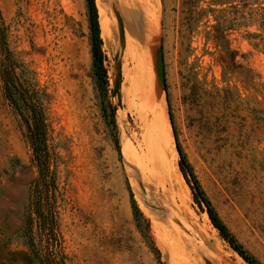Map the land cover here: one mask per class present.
<instances>
[{"label":"rangeland","instance_id":"1","mask_svg":"<svg viewBox=\"0 0 264 264\" xmlns=\"http://www.w3.org/2000/svg\"><path fill=\"white\" fill-rule=\"evenodd\" d=\"M96 6L103 92L86 0H0V62L43 94L58 158L61 245L38 237L37 249L50 264H249L195 202L178 167L171 108L214 208L264 264V0ZM37 175L0 79V264H43L20 235Z\"/></svg>","mask_w":264,"mask_h":264},{"label":"trees","instance_id":"2","mask_svg":"<svg viewBox=\"0 0 264 264\" xmlns=\"http://www.w3.org/2000/svg\"><path fill=\"white\" fill-rule=\"evenodd\" d=\"M86 2L91 32L93 69L99 88L103 92L107 91L108 75L104 66L105 56L102 50L103 40L101 37L98 8L96 6V0H86ZM3 49L7 51L5 37L3 38L2 44L0 42V51ZM16 69L17 66L15 64L7 65L1 61L0 79L3 82L5 99L13 107L21 121V127L24 130L26 140L32 151V163L38 173L31 185L28 203L23 209L25 226L20 235L27 241L35 259L42 260L43 264H50L48 257L43 256L36 245L38 237L42 241L55 242L61 245L57 215L58 183L56 168L58 158L50 144L51 128L43 105V94L36 86H33V88L28 87L23 80V73L21 75L17 74ZM111 116L113 126L116 128L115 112L112 107ZM169 116L173 128L176 149L179 154L178 167L192 191L195 202L201 208L205 206L213 226L235 252L249 264H262L256 257L245 250L214 208L182 148L171 108L169 109ZM115 143L119 151L117 139ZM128 189L133 212L134 214H138L139 208L131 187L129 186ZM153 251L158 255V250L155 246H153Z\"/></svg>","mask_w":264,"mask_h":264},{"label":"water","instance_id":"3","mask_svg":"<svg viewBox=\"0 0 264 264\" xmlns=\"http://www.w3.org/2000/svg\"><path fill=\"white\" fill-rule=\"evenodd\" d=\"M158 71H159L162 83L165 84V70H164L163 63L159 65ZM118 90H119V82H117L116 84V93L118 92Z\"/></svg>","mask_w":264,"mask_h":264},{"label":"bare ground","instance_id":"4","mask_svg":"<svg viewBox=\"0 0 264 264\" xmlns=\"http://www.w3.org/2000/svg\"><path fill=\"white\" fill-rule=\"evenodd\" d=\"M180 254H181V253H180ZM175 255H176V254H175ZM185 255H186V254H185ZM185 255H184V256H185ZM178 256H179V255H178ZM180 256H181V255H180ZM185 259H186V258H185ZM193 261H194V260H193ZM183 262H185V261H183ZM186 264H187V263H186ZM190 264H191V263H190Z\"/></svg>","mask_w":264,"mask_h":264}]
</instances>
